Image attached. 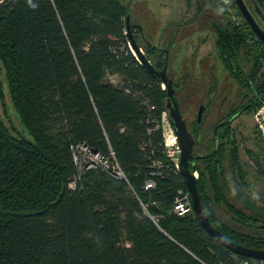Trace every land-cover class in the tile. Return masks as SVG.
I'll use <instances>...</instances> for the list:
<instances>
[{
	"label": "trees",
	"instance_id": "16d2710c",
	"mask_svg": "<svg viewBox=\"0 0 264 264\" xmlns=\"http://www.w3.org/2000/svg\"><path fill=\"white\" fill-rule=\"evenodd\" d=\"M130 11L122 0H0V75L24 129L15 135L0 116V264L259 263L214 238L194 209L175 212L189 191L164 144L166 89L129 45ZM216 28V54L248 84L242 107L254 114L264 106V42L246 22ZM131 30L164 67L165 51L142 47L141 30ZM240 136L227 121L218 149L191 170L214 226L264 249V195H253ZM255 137L258 151L245 153L264 178V137L258 129ZM81 144L117 162L125 177L87 168L77 148L80 166Z\"/></svg>",
	"mask_w": 264,
	"mask_h": 264
},
{
	"label": "rangeland",
	"instance_id": "374dc122",
	"mask_svg": "<svg viewBox=\"0 0 264 264\" xmlns=\"http://www.w3.org/2000/svg\"><path fill=\"white\" fill-rule=\"evenodd\" d=\"M122 1L130 5L132 18L135 23L141 24L145 36L155 45L168 48L170 51L168 69L174 80H178L185 72H190L188 79L190 88L179 94L183 116L192 117L206 96L207 90L202 86L203 84H211L212 80L208 75L201 73L205 69L213 68L221 75L220 90H225L228 96L226 100L227 110L234 102H240L241 88L227 71L223 70L215 50L214 25L224 26L233 17V14L236 13V9L230 6L233 0H219V5L227 4L225 8L229 12L228 14L220 6L215 7L206 0ZM140 45L143 47L144 41ZM110 79L115 83L119 81L117 76L110 77ZM0 80L5 94L4 100L0 98V116L12 132L18 135L24 129L12 107L8 85L3 73L0 75ZM256 112L237 116L232 126L236 127L241 134L242 157L251 165L250 181L256 185L253 195L258 199L260 194L264 195V178L255 176L257 175L255 173L256 167L250 163L251 161L245 153V148L258 151V144L261 145L260 142L256 141L255 130L258 128L264 133V107L258 113ZM168 118L166 110L162 115L161 126L163 132L170 135ZM24 135L29 137L26 131H24ZM235 204L239 207L242 206L238 202ZM219 214L226 218L223 211H219Z\"/></svg>",
	"mask_w": 264,
	"mask_h": 264
},
{
	"label": "flooded vegetation",
	"instance_id": "af4514ba",
	"mask_svg": "<svg viewBox=\"0 0 264 264\" xmlns=\"http://www.w3.org/2000/svg\"><path fill=\"white\" fill-rule=\"evenodd\" d=\"M196 1H200V0H196ZM206 1H208L209 4H213L215 7L220 6L221 9H223L226 12V14L229 13L227 11V9L225 8V7H227L226 3H222L219 5L218 4L219 0H206ZM244 1H245V4H246L249 12L253 15V17L255 18L257 23L259 24L260 28L264 31V16H262L260 14L261 12L259 10V9H261V11L264 14V8L259 4V2L257 0H244ZM230 6L234 9H236V13L233 14V17H231L225 23L224 26H220L218 24L214 25L215 43H216V39H217L216 38L217 37V31L216 30L218 29V28H216V26H220V29H226L228 27L239 28V27H242L243 23L246 22L247 26H249L250 29L254 32L251 25L247 22L245 16L242 14V12H241L238 4H237V1L233 0L232 4H230ZM199 10H201V7H199ZM129 17H130V27H131V23H132L133 25L137 26L141 30V35H140L141 41H144V43L149 42V43L153 44L154 46L159 47L158 45H155L153 42H151L145 36L144 31H143V27L141 26V24L135 23L134 19L132 18L131 11H130ZM254 34L256 35V37L258 39H260L255 32H254ZM133 36H134V34H133ZM164 45H167V43H164ZM159 48L161 50L165 51V54L167 55L166 65L164 67H167V74L173 80V86L177 92V97H178L180 107H181L182 104H181L180 99H179V94L182 91L190 88V84L188 82V79L190 77V72H185L182 76H180V78L178 80H174L172 75L169 73V69H168V59H169L170 51L168 50V48H164L161 46ZM215 50H216V47H215ZM219 62L221 63L223 70L227 71V73L230 75L229 71L226 69V67L223 65V63L220 61V59H219ZM164 67L158 68V69H163ZM243 68H244L243 69L244 72L248 74L249 73L248 67L246 65H244ZM214 69H215V67H214ZM201 73L204 75H208V77L211 78L212 82H211V84H208V85L203 84L202 88L207 90L206 96L200 102L196 113L192 117L183 116L184 119L186 120L187 129L191 133V135L193 136L194 141H195V143L193 145V151H192L194 157L190 161V168H191V166L198 164L199 160L210 156L211 154L214 153L215 150L218 149L221 141L223 140V131H224L226 122L231 121L233 124V121L235 120V118L237 116L246 113L245 108L242 107L243 102L244 101L247 102L250 100V97H246V96L244 97V92H245V89L247 88L246 85H248V84L247 83L240 84V83L236 82L231 77L241 88V91H240L241 92V97H240L241 100H240V102H237V103L234 102L229 107V109L227 110L226 109V100H227L228 96L226 95L225 90L224 91L220 90L221 75L219 73H217L215 70H213V68L212 69H205ZM201 107L204 108V112H203L201 119H199V111H200ZM263 107L264 106L260 107L258 109V111L260 109H262ZM246 108H248V107H246ZM258 111L256 113H258ZM181 113H182V109H181ZM227 117H228V120H227ZM257 126H256V128H257ZM258 130H259V132H261L262 136L264 137V133L262 132V130L261 129H258ZM193 173L196 174V176L198 178L199 172L195 171ZM197 173H198V175H197Z\"/></svg>",
	"mask_w": 264,
	"mask_h": 264
},
{
	"label": "water",
	"instance_id": "95a60500",
	"mask_svg": "<svg viewBox=\"0 0 264 264\" xmlns=\"http://www.w3.org/2000/svg\"><path fill=\"white\" fill-rule=\"evenodd\" d=\"M236 1L247 22L251 25L257 36L264 42V31L260 28L253 15L249 12L245 1ZM259 10L261 12L260 14L264 16L261 9ZM127 29L133 53L152 74L156 75L162 81L164 88H166L167 112L171 125L177 135L179 146L181 149L179 172L183 176L184 182L187 185L193 209L200 219L201 224L214 238L219 240L229 249L249 258L264 259V249L249 248L231 240L229 237L223 234L221 230L215 227L206 215L197 187V176L192 172L190 168V161L194 157L192 151L195 141L191 133L188 131L186 120L181 113V107L177 97V92L173 86V80L167 74V67H164L163 69L156 68L146 57L141 47L137 44L130 27L129 15L127 16ZM203 112L204 108L201 107L199 111V119H201Z\"/></svg>",
	"mask_w": 264,
	"mask_h": 264
},
{
	"label": "built area",
	"instance_id": "2783aa9c",
	"mask_svg": "<svg viewBox=\"0 0 264 264\" xmlns=\"http://www.w3.org/2000/svg\"><path fill=\"white\" fill-rule=\"evenodd\" d=\"M164 88V86H163ZM169 116V115H168ZM169 119V118H168ZM169 127H170V135L166 132H163L164 137V144L167 150L168 156L172 159L176 167L179 169V162H180V155H181V149L179 146V141L177 138V135L171 125V122L169 120ZM77 148L79 150V153L84 156L85 163L87 165V168H98L101 167L105 170H107L110 174L119 177L124 178L125 174L119 164L117 162H112L110 159L102 156L99 153L93 152L90 149L87 148L85 145H78L74 150V160L80 164V157L79 153H77ZM84 163V162H83ZM155 187V183L153 180H148L145 184V189L150 190ZM174 210L179 215H185L188 214L193 210V206L191 203V198L189 194H181L174 206ZM258 264H264V259H259ZM249 260H244V264H249Z\"/></svg>",
	"mask_w": 264,
	"mask_h": 264
},
{
	"label": "bare ground",
	"instance_id": "6f19581e",
	"mask_svg": "<svg viewBox=\"0 0 264 264\" xmlns=\"http://www.w3.org/2000/svg\"><path fill=\"white\" fill-rule=\"evenodd\" d=\"M130 44V43H129Z\"/></svg>",
	"mask_w": 264,
	"mask_h": 264
}]
</instances>
